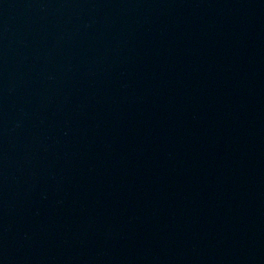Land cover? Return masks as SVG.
Returning <instances> with one entry per match:
<instances>
[{
    "label": "water",
    "instance_id": "obj_1",
    "mask_svg": "<svg viewBox=\"0 0 264 264\" xmlns=\"http://www.w3.org/2000/svg\"><path fill=\"white\" fill-rule=\"evenodd\" d=\"M0 264H264V0H0Z\"/></svg>",
    "mask_w": 264,
    "mask_h": 264
}]
</instances>
